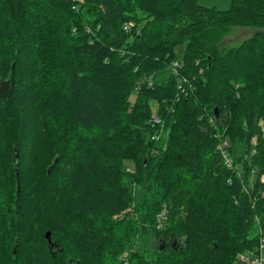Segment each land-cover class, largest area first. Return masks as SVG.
Here are the masks:
<instances>
[{"label": "trees", "instance_id": "obj_1", "mask_svg": "<svg viewBox=\"0 0 264 264\" xmlns=\"http://www.w3.org/2000/svg\"><path fill=\"white\" fill-rule=\"evenodd\" d=\"M235 27L256 31L224 47ZM11 75L0 264H238L256 245L264 0H0V82Z\"/></svg>", "mask_w": 264, "mask_h": 264}, {"label": "rangeland", "instance_id": "obj_2", "mask_svg": "<svg viewBox=\"0 0 264 264\" xmlns=\"http://www.w3.org/2000/svg\"><path fill=\"white\" fill-rule=\"evenodd\" d=\"M231 0H199V4L204 7H214L219 10L228 9L230 6ZM255 29L253 28H232L225 34L223 38V46L224 47H231L239 45L243 40L249 38L255 33ZM184 45H180L176 48V54L178 57H181L184 51ZM256 173L249 175L246 179V185L251 186L255 181ZM141 248L144 249V253L146 255H150L155 248V243L151 240L144 245H141Z\"/></svg>", "mask_w": 264, "mask_h": 264}, {"label": "built area", "instance_id": "obj_3", "mask_svg": "<svg viewBox=\"0 0 264 264\" xmlns=\"http://www.w3.org/2000/svg\"><path fill=\"white\" fill-rule=\"evenodd\" d=\"M179 67L178 63H174V65L172 66L173 72L176 73ZM152 119L155 124L160 122L159 117L155 113H153ZM219 145V149L222 153L225 163L227 164V166H230V160L228 159V156L223 149V147L226 146V143L223 142ZM260 183L264 184V175L260 177ZM246 189H244V191L249 193L251 187H246ZM259 195L264 198V189L259 192ZM255 224L257 227L256 245L252 249H248L237 256L238 264H264V225L260 223V220L257 217L255 218Z\"/></svg>", "mask_w": 264, "mask_h": 264}, {"label": "water", "instance_id": "obj_4", "mask_svg": "<svg viewBox=\"0 0 264 264\" xmlns=\"http://www.w3.org/2000/svg\"><path fill=\"white\" fill-rule=\"evenodd\" d=\"M13 90H14V79L12 75L9 77L8 80L0 82V98L10 97L13 94ZM14 158L17 159L16 154L14 155ZM17 193H18V189H17ZM45 238L48 242H50V237L48 232L45 234Z\"/></svg>", "mask_w": 264, "mask_h": 264}, {"label": "bare ground", "instance_id": "obj_5", "mask_svg": "<svg viewBox=\"0 0 264 264\" xmlns=\"http://www.w3.org/2000/svg\"><path fill=\"white\" fill-rule=\"evenodd\" d=\"M174 63H178V67L180 66V64H179L178 61H175ZM174 63H173V65H174ZM155 114L158 116L157 113H155ZM158 117H159V116H158ZM159 120H160V119H159ZM151 122L154 123L152 117H151ZM154 124H155V123H154ZM224 142H225V141H224ZM222 143H223V142H222ZM225 143H226V142H225ZM253 143H255V140H253ZM220 144H221V143H220ZM219 146H220V145L217 146V150L220 152V154H221V156H222V153H221V151H220V149H219ZM226 147H227V145L224 146L223 149L225 150V152H226V154H227V156H228V159L230 160V166H227V164L225 163V160H224V158H223V156H222V158H223V160H224V163H225V166H226L228 169H232V170L236 171L238 177L242 178V175H243V172H242V166H240L239 164H234V162L232 161V159L230 158V156H229L228 153H227V149H226ZM253 153H254V152H253ZM245 186H246L247 188H250V187L247 186V185H243V189H246ZM246 190H247V189H246Z\"/></svg>", "mask_w": 264, "mask_h": 264}]
</instances>
